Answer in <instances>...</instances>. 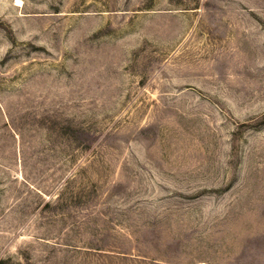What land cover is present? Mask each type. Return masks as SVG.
<instances>
[{
    "label": "rangeland",
    "instance_id": "1",
    "mask_svg": "<svg viewBox=\"0 0 264 264\" xmlns=\"http://www.w3.org/2000/svg\"><path fill=\"white\" fill-rule=\"evenodd\" d=\"M0 264H264V0H0Z\"/></svg>",
    "mask_w": 264,
    "mask_h": 264
},
{
    "label": "bare ground",
    "instance_id": "2",
    "mask_svg": "<svg viewBox=\"0 0 264 264\" xmlns=\"http://www.w3.org/2000/svg\"><path fill=\"white\" fill-rule=\"evenodd\" d=\"M19 1V0H18Z\"/></svg>",
    "mask_w": 264,
    "mask_h": 264
}]
</instances>
